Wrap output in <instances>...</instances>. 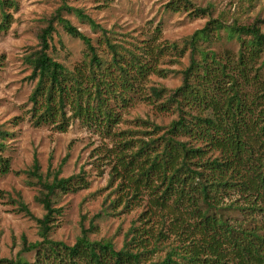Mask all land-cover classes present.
I'll list each match as a JSON object with an SVG mask.
<instances>
[{"label":"rangeland","instance_id":"374dc122","mask_svg":"<svg viewBox=\"0 0 264 264\" xmlns=\"http://www.w3.org/2000/svg\"><path fill=\"white\" fill-rule=\"evenodd\" d=\"M12 1L14 4L6 8L12 15L10 27L0 32V127L9 132L0 153L9 157L11 163V170L0 178V260L6 259L2 264H14L12 261L20 257L28 264H39L34 250L23 249L22 238L26 236L29 242L42 240L39 223L19 208L22 200L36 217L45 213L36 200L41 186L28 173L36 157L45 178L52 179L53 172L60 168V176L83 172L88 180L87 187L60 192L54 198L59 211L52 222L51 239L73 245L81 234L82 223L89 227L90 220L98 214L94 219L96 227L89 233L91 239H112L117 248H122L135 234L150 243L151 260L164 257L171 245L186 238L188 215L183 206L175 205L173 198L162 197L165 184L157 176L152 175L148 182L137 179L135 172L141 171L138 166L144 160L132 157L139 139L148 140L161 133L154 132L151 123L167 125L179 117L176 105L161 107L163 99L155 100L150 87L172 90L182 85V69L190 60L189 50L177 55L172 50L160 52L159 48L192 35L211 19L225 25L258 22L264 31V0H189L188 5L185 0H174L179 2L178 9L173 8V0ZM64 3L82 9L99 25L94 26L73 10L63 11L79 31L91 38L99 52L111 56L103 40L105 28L113 41L140 54L153 67L151 74L136 80L134 86L122 84V79L116 81L115 92L107 94L111 107L118 113V120L110 129L102 115H78L69 106L65 130L59 127V120L36 126L31 118L30 94L36 79L31 77L32 68L26 57L40 48L42 29ZM198 8H205L206 12L197 15L194 10ZM54 25L50 54L69 69L84 63V41L69 34L59 21ZM203 43L216 51L229 73L224 76L215 70L217 87L205 86L207 101L219 100L221 105L233 94L232 88L237 89L248 125L254 128L264 110V48L252 56L239 37H231L224 27ZM160 68L167 72H157ZM183 108L186 117L193 121L196 116L214 112L210 102L184 101ZM180 138L204 148L200 162L221 155L219 148L203 139L189 134ZM235 198L234 193L227 194L220 202L227 204ZM225 213L229 217L239 216L233 209ZM46 264L58 263L49 260Z\"/></svg>","mask_w":264,"mask_h":264},{"label":"trees","instance_id":"16d2710c","mask_svg":"<svg viewBox=\"0 0 264 264\" xmlns=\"http://www.w3.org/2000/svg\"><path fill=\"white\" fill-rule=\"evenodd\" d=\"M185 1L186 5L190 3ZM171 3L174 9H178L179 2L173 0ZM13 4L12 0H0V32L10 27L12 15L6 8ZM64 9L73 10L94 26H99L82 9L64 3L42 29L40 48L26 57L32 68L31 77L36 79L30 94L33 103L31 118L36 126L59 120V127L65 130L69 106L78 115H102L110 129L111 124L117 122L118 113L111 107L107 94L115 92L116 81L122 79V84L134 86L136 80L151 74L153 67L140 54L113 41L105 28H102L103 40L111 56L99 52L91 38L64 16ZM194 11L198 15V12L205 13L206 9ZM55 21L86 45L85 62L74 69H69L49 52ZM222 27L228 29L231 37H239L243 48L252 56L263 50L264 31L258 22L225 25L218 19H211L192 35L161 45L160 52L172 50L178 55L189 50L190 62L182 69V85L172 90L163 86L150 87L155 100L163 99L159 103L161 107L176 105L179 117L167 125L151 123L154 132L161 133L148 140L139 139L132 157L133 160H144L138 166L141 171L135 172L138 180L148 182L152 175L157 176L165 184L162 197L173 198L175 205L185 208L186 222L190 224L186 238L171 245L164 257L151 260L148 257L150 243L145 237L138 238L134 234L122 248H117L112 239H91L89 233L96 227V214L89 227L82 223L81 234L73 245L51 239L52 222L59 211L54 206V198L60 192H75L87 187L88 180L83 172L60 176V168L53 172L52 179L45 178L36 157L28 173L41 186L36 200L45 213L36 217L22 200L19 208L39 223L42 240L29 242L26 236L22 237L23 249L34 250L39 264H46L49 260L58 264H264V110L258 117L259 123L250 128L237 89L232 88L233 94L221 105L219 100L207 101L205 86L217 87L214 84L218 81L215 70L224 76L229 74L216 51L203 43ZM242 57L244 52H241ZM160 71L167 72L161 68L157 72ZM184 101L210 102L214 112L204 117L196 116L193 121L185 115ZM188 134L219 148L221 155L200 162L204 158V148L180 138ZM8 135L9 132L0 127L1 151ZM10 170V158L0 153V178ZM232 193L236 195L235 199L227 204L220 202L225 195ZM231 209L239 216L229 217L225 211ZM5 260L1 259L0 264ZM12 262L28 264L22 257Z\"/></svg>","mask_w":264,"mask_h":264}]
</instances>
